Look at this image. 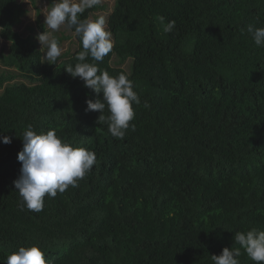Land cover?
Listing matches in <instances>:
<instances>
[{
    "label": "trees",
    "instance_id": "1",
    "mask_svg": "<svg viewBox=\"0 0 264 264\" xmlns=\"http://www.w3.org/2000/svg\"><path fill=\"white\" fill-rule=\"evenodd\" d=\"M26 13L19 0H0V39L9 44L0 62L17 72L0 86L27 81L0 95V136L12 139L0 142V264L34 244L54 264H213L212 255L239 247L236 232L264 230V47L246 30L264 27V0H115L113 49L96 63L127 75L140 98L123 139L86 111L102 94L64 71L78 62L80 38L50 65L16 31ZM160 17L175 21L172 33ZM128 61L130 71L121 66ZM28 125L96 156L76 187L46 194L40 212L21 210L13 184ZM238 259L256 264L243 249Z\"/></svg>",
    "mask_w": 264,
    "mask_h": 264
},
{
    "label": "clouds",
    "instance_id": "2",
    "mask_svg": "<svg viewBox=\"0 0 264 264\" xmlns=\"http://www.w3.org/2000/svg\"><path fill=\"white\" fill-rule=\"evenodd\" d=\"M97 3L99 0H54L45 17V24L52 31H58L62 26L74 28L83 50L77 54L78 62L75 66L68 65L64 71L73 78H80L84 87L102 94V99H96L95 102L86 100V111L99 112L98 121L108 124V131L114 138L123 139L130 127L135 130V125H130L135 117L133 104L139 105L141 101L127 75L121 73L111 76L96 63L102 62L112 51V33L106 28L105 17L81 20L79 15L85 8ZM159 19L163 31L172 33L175 21L165 23L163 17ZM246 30L256 46L264 47V27L248 25ZM36 39L47 49L44 58L51 62L50 65L55 64L63 51L58 40L48 32L39 34ZM88 57L93 62H86ZM147 106L145 102V107ZM106 107L109 112L107 117L103 115ZM0 142L8 145L12 143V139L0 136ZM22 144V150L17 154L22 165L20 175L13 181L22 198L21 210L26 207L31 211H42L46 194L54 198L57 192L63 193L69 186L76 187L77 181L83 179L96 162L94 152L62 141L55 130L37 133L32 125H28L23 132ZM234 242L239 247L224 248L219 256L212 255L213 264H240L238 258L241 256V249L256 264H264V230L252 228L246 233L236 232ZM5 264H54V261L46 259L41 247L34 244L13 251L7 256Z\"/></svg>",
    "mask_w": 264,
    "mask_h": 264
},
{
    "label": "rangeland",
    "instance_id": "3",
    "mask_svg": "<svg viewBox=\"0 0 264 264\" xmlns=\"http://www.w3.org/2000/svg\"><path fill=\"white\" fill-rule=\"evenodd\" d=\"M24 7L27 9V13L23 18L21 25L16 28V31L23 35L24 37H32L36 43L38 44L39 48L43 52V57L47 51L46 48H43L40 42L36 39L39 34L43 32L51 33L52 36L62 39L60 42V47L62 48L61 57L65 54H73V52L77 48V42L75 38V34L71 32L69 28L66 26H62L58 31H52L48 28L45 24V17L50 11L54 0H19ZM98 8L97 10L91 15L90 20H95L99 16H103L106 19V28L108 30V17L111 14L114 6L115 0H99L97 3ZM86 9V8H85ZM43 27V29H42ZM9 44L4 40L0 39V52L5 51L6 54L9 53L8 51ZM59 56V57H60ZM45 61H48L44 58ZM117 60L114 58L112 61L113 66H117ZM126 71H130L131 61H128L121 65ZM9 75H17V72L13 69H7L1 62H0V77L1 76H9ZM1 80V79H0ZM24 82L27 83L26 80L22 79L21 77L15 78L13 81H8L0 86V95L4 92L6 86L14 83Z\"/></svg>",
    "mask_w": 264,
    "mask_h": 264
}]
</instances>
